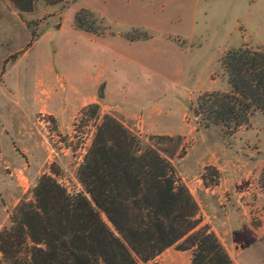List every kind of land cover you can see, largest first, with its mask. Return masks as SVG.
Returning a JSON list of instances; mask_svg holds the SVG:
<instances>
[{"label":"rangeland","instance_id":"374dc122","mask_svg":"<svg viewBox=\"0 0 264 264\" xmlns=\"http://www.w3.org/2000/svg\"><path fill=\"white\" fill-rule=\"evenodd\" d=\"M78 13L95 34L75 27ZM240 48L264 51V0H32L28 11L0 0V231L42 175L81 191L77 169L108 114L167 152L197 204L195 231L232 264H264V114L213 124L200 99L230 93L222 60ZM192 250L164 256L190 264Z\"/></svg>","mask_w":264,"mask_h":264},{"label":"trees","instance_id":"16d2710c","mask_svg":"<svg viewBox=\"0 0 264 264\" xmlns=\"http://www.w3.org/2000/svg\"><path fill=\"white\" fill-rule=\"evenodd\" d=\"M11 1L20 11L31 9L32 0ZM75 27L97 32L80 13ZM222 66L231 91L200 98L202 108L210 110L207 119L222 125L235 119L238 127L251 113L264 114V51L228 52ZM98 109L97 104L88 106L92 117ZM165 153L146 145L114 117L103 115L76 172L81 191L69 194L54 177L42 175L33 201L19 204L10 226L0 231L2 261L140 264L175 246L183 252L193 249L190 264H232L214 234L195 231L200 224L197 204L176 179Z\"/></svg>","mask_w":264,"mask_h":264},{"label":"crops","instance_id":"0c3cea01","mask_svg":"<svg viewBox=\"0 0 264 264\" xmlns=\"http://www.w3.org/2000/svg\"><path fill=\"white\" fill-rule=\"evenodd\" d=\"M118 41H121V40H118ZM136 64H138L137 62H135ZM108 70V68H106V70L105 71H107ZM122 84H120V87L122 88ZM106 87H107V84H106ZM170 249V248H169ZM169 249H167V250H165L162 254H160V255H162V257H161V260H159V264H168V259L164 256V253H166V251L168 252V250ZM159 255V256H160ZM174 255H178V254H174ZM158 257V256H157Z\"/></svg>","mask_w":264,"mask_h":264}]
</instances>
